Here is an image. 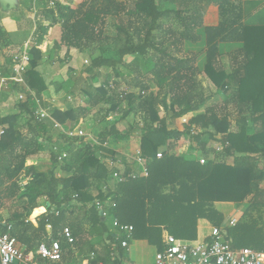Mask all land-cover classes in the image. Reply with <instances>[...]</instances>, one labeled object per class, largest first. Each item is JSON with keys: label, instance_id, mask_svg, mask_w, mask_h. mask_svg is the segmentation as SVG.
Wrapping results in <instances>:
<instances>
[{"label": "trees", "instance_id": "trees-1", "mask_svg": "<svg viewBox=\"0 0 264 264\" xmlns=\"http://www.w3.org/2000/svg\"><path fill=\"white\" fill-rule=\"evenodd\" d=\"M51 1L50 7L48 0L41 4L40 22L29 41L25 86L12 84L8 90L18 91L23 100L13 113L0 114V210H6L0 231L9 226L22 250L29 252L45 240L50 224L52 237L60 240L64 251L67 241L62 232L71 229L72 236L81 239L84 224H88L87 232L100 237L106 250L88 264H108L115 252L111 243L120 246L125 238H117L108 229V216L131 225L133 239H145L161 250L163 231L181 240H194L198 219L221 225L223 215L214 202L264 204V25L243 24L239 4L230 0ZM19 2L12 14L20 19L24 10H32L34 0ZM210 3L218 6L220 20L216 26L205 27L206 61L199 70L197 54L184 53L183 43L199 40L196 30L202 27L203 10ZM109 19L112 32L108 31ZM56 25L59 37L53 39L49 51H42L39 47L49 28ZM5 35L0 28V41H5ZM226 41L242 43L231 57L230 70L223 66L218 49ZM71 49L90 58L83 70L90 89L78 90L76 106L61 108L42 94L51 87L55 94H72L79 71ZM12 57L5 58L0 75L13 73ZM47 59L59 66L60 80H49ZM118 64L131 76L129 90H119L116 82L110 84L113 77H124L115 68ZM198 75L212 95L223 96L222 103L206 107L183 129H170L178 117L205 104ZM149 81L158 87L157 93L150 91ZM37 99L48 113L43 119L34 113ZM123 101L126 109L121 107ZM100 104L106 106L105 115L92 135L99 144L66 133ZM229 105L235 110L233 124ZM131 114L142 119L141 125L127 119ZM218 134L221 151L206 149V142ZM189 135L207 156L204 164L192 154L197 148L190 147L184 154L173 152ZM44 144L48 158L42 152ZM120 145H125L127 153L139 151L146 156L149 174L113 189L104 159L120 155ZM127 169L134 170L132 164ZM42 197L45 201L40 204ZM10 199L16 205L4 204ZM96 201L104 204L106 215L99 214ZM227 233L233 248L261 249L264 245L260 227L241 218ZM124 259L120 250L111 263L122 264Z\"/></svg>", "mask_w": 264, "mask_h": 264}, {"label": "built area", "instance_id": "built-area-1", "mask_svg": "<svg viewBox=\"0 0 264 264\" xmlns=\"http://www.w3.org/2000/svg\"><path fill=\"white\" fill-rule=\"evenodd\" d=\"M51 4H53L52 1ZM27 48L28 45L26 43L20 50L17 49L13 52V73L8 77L0 75V92L8 89L12 84L25 86L23 73L28 62ZM25 88L29 90L28 87ZM18 98L19 101L23 100V95L19 93ZM36 102L39 106L34 112L35 116L38 119L47 117L48 113L40 105L38 99ZM188 120L186 115L181 116L183 125L188 123ZM56 126L60 127L58 124ZM66 133L69 136H84L93 144H99L91 133L84 132L79 126ZM215 138L219 140L221 136L218 134ZM213 148L219 152L222 149V145L218 142ZM119 157H110L106 161L111 180L121 183L148 176V158L139 151L132 154H123V156ZM157 157H161V154L157 153ZM199 162L204 164L206 159L201 157ZM129 164L133 165L134 170L128 171L127 167ZM103 189L107 190V186H103ZM96 205L102 210L104 215L107 214V209L104 211V204L101 201H96ZM111 205L112 207L115 206L114 203ZM237 222L238 218L236 216H230L225 223L219 226L213 225L208 237L204 241L192 242L181 240L167 233L163 239V248L154 255L153 264H264V245L261 249L232 247L227 229L234 227ZM113 223L119 235L125 236L121 240V246L127 247L128 241L132 237L133 227L120 223L117 219H113ZM62 236L68 242H73L74 240L68 229L62 232ZM61 256L62 247L59 239L48 237L38 244L35 251L24 252L16 237L11 234L9 226L6 231H0V264H39L38 258L41 260L58 261L61 259Z\"/></svg>", "mask_w": 264, "mask_h": 264}, {"label": "crops", "instance_id": "crops-1", "mask_svg": "<svg viewBox=\"0 0 264 264\" xmlns=\"http://www.w3.org/2000/svg\"><path fill=\"white\" fill-rule=\"evenodd\" d=\"M47 0H34L33 4H32V10L31 11H26L24 10L21 13V18H17L16 15H14V13L12 14L13 10H17V8L20 6V2L18 0V5L10 10H3L2 7L0 6V28L2 31L5 32V39H9L10 37V30L9 28L14 26L16 23L19 25V23L21 24L25 18H29L32 23H30L32 26H34L31 30H30V34L32 32L35 31L36 28V23L40 22V11H41V4L43 2H46ZM49 1V0H48ZM77 1V0H74ZM231 2H237L241 8V13H242V23L246 24V25H264V0H230ZM5 13V14H4ZM17 14V13H16ZM18 15V14H17ZM220 20V15H219V9L218 6L214 5V4H206L203 10V15H202V27L197 28L196 33L199 35V40L196 42H191V41H185L184 42V49L185 50H190V51H185L186 53L188 52H194L197 54L196 57V66L199 70L203 69V66L205 64L206 61V53H205V27H209V26H216L218 24ZM42 23L46 24V22L41 21ZM28 25V24H26ZM28 29V28H27ZM22 30V29H21ZM29 30V29H28ZM25 34V33H24ZM59 37V32H58V26H54V27H50L46 36L45 41L43 42V44L40 46V49L42 51H46L51 48L52 46V41L55 38ZM3 40L0 41V44H2ZM23 42L27 43V45H29V41H25L23 40ZM23 43V44H24ZM25 43V44H26ZM242 46V43L239 41H226V42H220L218 45V49L219 52L221 53V62L223 64V66L230 70L231 66H233V62L234 59H232L231 57L234 55L235 51L238 50L240 47ZM1 51H0V67H3L5 64V58L11 56L13 54L12 51L13 49H17V47H13L10 50V54L8 55L7 52L9 53V50L6 49L5 46L1 45L0 47ZM62 55L64 54V51L61 53ZM81 53H78L75 49H71L70 51V55L76 60L78 59V56ZM55 56L53 54L52 59L54 60ZM50 59V58H49ZM56 62H48V59L46 61V75H48L49 80H57V76L59 75L57 72H55L54 70V66H56ZM54 78V79H53ZM198 81L200 83V87L199 91L203 92L204 88L207 87V84L204 80V78L202 77V75H198ZM158 87L154 84V83H150V91L153 93H157L158 92ZM14 93L15 91H3L0 94V105L2 107V105H5L7 103V98L8 95L10 93ZM54 94V92L52 93V87L48 90H46L45 92H43L42 96L44 99L47 100L48 97H52ZM204 98L207 97L206 94H202ZM57 97V95H56ZM63 101V102H62ZM60 101L61 103H63V105L66 104V101L62 100ZM202 108V107H201ZM8 113H13L8 112ZM197 113H200L198 111H193L190 112L188 114H186L187 118L190 119L191 117L195 116ZM178 122V124H177ZM176 125L180 126V123L183 124L181 122V117H178L175 120ZM179 130H181V128H178ZM189 148V142L188 141H183L181 146H179L177 149L174 150V152H177V154H184V153H188L187 149ZM119 150V149H118ZM118 152H120V157L123 156V154H130L129 152H123V150H119ZM119 157V155H118ZM119 157V158H120ZM125 159V157H124ZM199 160V158H197ZM30 163H33L34 161H29ZM133 166V165H132ZM148 166H149V161H148ZM113 189H116L117 185L120 184L114 180H111L108 183ZM11 201H14V199H10L7 201H3L5 205H9ZM246 202V201H245ZM214 207L215 209H217L219 212L222 213V215H226V216H236L239 219L242 216L243 211H245L246 206L243 204V202H214ZM13 209H15V207H12ZM225 210V211H222ZM6 216V210L4 208H1L0 210V218H2V220L5 218ZM33 222H35V219L32 218ZM113 222V220H112ZM36 223V222H35ZM125 224V223H124ZM213 226V225H212ZM108 227V226H107ZM108 229L110 231L113 232V235H115L117 238L121 237L118 233V230L115 227L109 228ZM210 229H211V223L204 219V218H200L197 221V236L194 240H186V241H199V240H203L205 238L208 237L209 233H210ZM71 232V229L69 230ZM84 233L82 235V238L80 239V236H76L74 237L73 242H68L63 236L62 238L65 239L67 241V245L64 248V251L62 250V252H83V244H85V242L87 241L86 239L90 238V230H89V226L87 227V224H84ZM89 231V232H87ZM52 226L50 224L46 225V235L44 236L45 240L48 237H52ZM72 234V233H71ZM167 234L166 231L162 232L161 235V247L163 248V239L165 237V235ZM61 238V239H62ZM110 241H108L109 243ZM19 243V242H18ZM87 243V242H86ZM20 245V244H19ZM21 247V245H20ZM22 248V247H21ZM94 250L93 252H106L105 248L102 245H98L96 248L93 247ZM161 248V249H162ZM110 249L114 250L115 252L117 251L118 254L120 252V250L122 252H124L125 254H127L129 260L133 263H139V257L137 256L136 259V255L138 252H154V255L157 251H159L157 249V247L155 245H152L150 243H148L145 239H133V237H131V239L128 241V246L127 247H122L121 245L119 246L116 242H112ZM113 253V252H112ZM133 253H136L135 257L132 255ZM115 254V257L116 258ZM132 255V256H131ZM154 255L151 256V262H154ZM62 258V256H61ZM132 259H136V260H132ZM61 260V259H60ZM58 260V261H60ZM39 264H51L58 262V261H48V260H41L38 258ZM123 262V261H122ZM151 263V264H152ZM57 264V263H56Z\"/></svg>", "mask_w": 264, "mask_h": 264}, {"label": "rangeland", "instance_id": "rangeland-1", "mask_svg": "<svg viewBox=\"0 0 264 264\" xmlns=\"http://www.w3.org/2000/svg\"><path fill=\"white\" fill-rule=\"evenodd\" d=\"M202 3H204V2H202ZM49 4H50L49 7L52 6L51 0H49ZM41 8H42V6H41ZM111 22H112L111 19H109V26H108L109 32L113 31V27H112ZM30 23H32V21L29 18H25L21 24L19 23V25H18L16 23L14 26L9 28V30H10L9 32L11 35H10L9 39H7V40L5 39V41L3 40L4 41L3 43H5L4 46L6 47L7 50H9V53L7 52L8 55L11 53L10 50L13 47H17V49L20 50L24 46V44L26 43V42L24 43L23 40H25V41H27V40L32 41L33 40L34 32H32L30 34V30L34 26H32ZM26 24H28V25H26ZM183 46H184V43H183ZM17 49H13L12 51L17 50ZM205 49H206V44H205ZM183 51H184V53H186L185 51H190V50H185L183 47ZM96 54H98V52ZM12 56L13 55H11V57ZM89 62H90V58L88 55L80 54L78 56L77 62L75 63V68L77 71H79V74L75 77V83L73 85L72 94L67 96V95H65V92H63V91H59L58 93L55 94L54 88L52 87V93L54 92V94L52 97H48L47 100L51 101L53 104H55L61 108H65L66 106H69V105L76 106L77 103H80V96H79L78 90L80 88H85L86 90L90 89V85H88L85 81L86 74L83 72L85 67L90 64ZM115 68L117 70H120L121 72H123L124 77H122V76L116 77L115 76V77H113V79L110 80V84H111V82L112 83L116 82L119 90H129L130 89L129 81L131 79V76L126 75L127 74L126 68L122 67L119 64L117 66H115ZM54 70H55V72H60L59 66H57V65L54 66ZM107 70L112 71L113 68L111 66H108ZM112 74H114V71H112ZM56 76L58 78L57 80L61 79L60 74L56 75ZM150 83L151 82L149 81V86H150ZM113 87H114V85H113ZM10 88L11 87H9L8 89H5L3 91L8 92V90H10ZM199 88H201V87L199 86ZM3 91H1L0 94ZM201 94H206L207 97L204 98L203 95H201L203 97L205 104L202 106V108L201 107L199 108L198 112H203L206 109V107H208L210 105L221 104L223 99H224L223 96L220 94L212 95L211 91L209 90L208 87L204 88V91L201 92ZM18 95H19V92L16 90L14 93L12 92L8 95L7 103L5 105H2V107L0 105V114L1 115L7 114L8 112H11V111L12 112L15 111L16 104L19 102ZM56 95H57V97H56ZM62 100L66 101L65 105H63V103L60 102ZM121 107L126 109L127 108V102L123 101L121 103ZM105 109H106V106H104L103 104H100L99 106L93 107L91 109V115L88 117L80 118L77 126L82 128L84 130V132L92 133V135H95L96 129L98 127V123L100 122V120H102V118H104ZM228 109H229V112H230L229 114H230L232 124H233V118L236 116L235 110H234V107L233 106L230 107V105L228 106ZM99 110H103V111L99 112ZM161 113H163V110H161ZM127 119L131 122L138 123L140 125L142 123V119H140V117L138 115L131 114L128 116ZM177 124H178V122H177ZM183 127H184V125L181 123H180V126L176 125V123H174L173 126L169 127V128L170 129H174V128L183 129ZM183 141L189 142V148L187 149L188 152L190 151V147H192V148L194 147L197 149L194 150V152L192 153L193 155H196V157L199 159L201 157H204L205 159L207 158V156L204 155L203 152L199 149V145L193 136H191V135L185 136L183 138V140H181V142H183ZM217 143H218V141L216 138H215V140L209 139L206 142V149L213 148ZM181 144H180V146H181ZM128 145L130 147H133V143H129ZM55 147H54V149H56ZM41 148L43 149L42 152H43L44 156L47 157L48 154H46V153L48 151V148L46 147L45 144H44V146L42 145ZM118 148L121 151L123 150V152H127V151H125L126 150L125 145H120V146H118ZM174 153L177 154V152H174ZM108 159H110V158L104 159L105 164H106V161ZM36 163H37V161L33 162V164H36ZM27 164H32V163H30L28 161ZM109 176H110V172H109ZM44 201H45L44 197L39 199L40 204L43 203ZM243 204L246 206V208H245V211H243L242 216H241L242 221H245V222H248V223H251L253 225H257L258 227H260V231L264 236V204L251 205L250 201H246V202L243 201ZM10 205H12V206L16 205L15 199H14V201L10 202ZM222 211H225V210H222ZM228 218H229V216H226L223 214V221L221 224L225 223ZM105 223L109 228L115 227L114 223L112 222V218L110 216H108L106 218ZM88 226L89 225L87 224V227ZM211 227H212V224H211ZM86 240H87L86 241L87 243L85 242V244H83V246H84L83 252H62V258L60 261L55 262V263H52V262H50V263L51 264H56V263L57 264H88L90 260H92L96 257H100V256L105 255V252H93L94 248H92V247L96 248L98 245L99 246L101 245L100 237L95 238L94 236L91 235L90 238L86 239ZM115 254H118V252H113V253L111 252L110 259L107 261L108 264H112L111 262L114 259ZM132 255L135 257L136 253H133ZM152 255H154V252H138L136 255V259L138 256L139 257V263H136V264H151L152 263L151 262V256ZM136 259H132V260H136ZM122 264H133L129 260L127 254H125V259L123 260Z\"/></svg>", "mask_w": 264, "mask_h": 264}, {"label": "water", "instance_id": "water-1", "mask_svg": "<svg viewBox=\"0 0 264 264\" xmlns=\"http://www.w3.org/2000/svg\"><path fill=\"white\" fill-rule=\"evenodd\" d=\"M18 5V0H0V6L3 10H10L15 8ZM99 214L102 215V210L99 211Z\"/></svg>", "mask_w": 264, "mask_h": 264}]
</instances>
